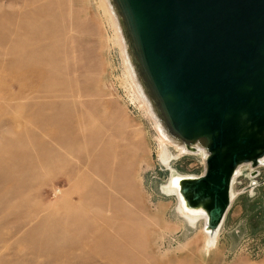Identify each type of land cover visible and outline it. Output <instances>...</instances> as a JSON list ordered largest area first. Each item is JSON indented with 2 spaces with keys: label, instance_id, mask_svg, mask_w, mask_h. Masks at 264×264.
Returning a JSON list of instances; mask_svg holds the SVG:
<instances>
[{
  "label": "rangeland",
  "instance_id": "obj_1",
  "mask_svg": "<svg viewBox=\"0 0 264 264\" xmlns=\"http://www.w3.org/2000/svg\"><path fill=\"white\" fill-rule=\"evenodd\" d=\"M101 1L0 0V264H264V167L243 165L205 251L161 189L171 171ZM171 150L177 174H202Z\"/></svg>",
  "mask_w": 264,
  "mask_h": 264
},
{
  "label": "water",
  "instance_id": "obj_2",
  "mask_svg": "<svg viewBox=\"0 0 264 264\" xmlns=\"http://www.w3.org/2000/svg\"><path fill=\"white\" fill-rule=\"evenodd\" d=\"M135 69L168 134L207 154L182 179L220 228L238 165L264 157V0H112ZM252 175H255L254 173Z\"/></svg>",
  "mask_w": 264,
  "mask_h": 264
},
{
  "label": "bare ground",
  "instance_id": "obj_3",
  "mask_svg": "<svg viewBox=\"0 0 264 264\" xmlns=\"http://www.w3.org/2000/svg\"><path fill=\"white\" fill-rule=\"evenodd\" d=\"M103 1V0H102ZM101 1L102 8L104 10L106 6V12H109V16L111 19V23L115 32L116 41L119 45V51L122 55L123 62H124V69L127 72V76L129 79L130 84L133 86L138 98H140V101L142 102L145 112L150 116V118L153 121V126L156 128L157 132V141L162 145V153H161V160L160 162L165 165L170 171V176L168 180L164 183L162 186L163 193L173 195L177 199V206L175 207L176 213L181 215L183 220L186 224H188L191 227H194L195 224L199 221L202 223V231L204 232V235L206 237V248L205 251H208L211 247L215 245V240L217 237V234L220 231V228L214 232H209L206 227V213L205 210L202 207H194L190 208L188 206L187 201L181 196L179 189H180V181L182 179H193L195 176L190 175H181L177 174L174 170L171 169L170 161L175 158L174 152H172L171 148L175 150V152L178 154L183 153H189V154H197L200 155L202 163L204 164V160L207 157V154H205L204 149L199 143H193L192 145L184 144L181 141L175 140L172 138L166 128L164 127L163 123L161 122L160 118L158 117V114L155 110V107L153 105V102L151 98L147 95L145 88L143 84L141 83V79L139 76V73L137 69H135V64L132 59V55H130V50L128 46V42L126 41L123 26H121V19L119 17L118 12H116V9L112 3V0H104L105 3L103 5ZM258 167H264V157L260 158L257 162ZM243 165H238L237 169L235 171L234 176L231 179V189L229 192L230 201L232 202L235 198V192L233 189V185L235 184V179L244 171ZM244 173V172H243ZM247 178V177H246Z\"/></svg>",
  "mask_w": 264,
  "mask_h": 264
}]
</instances>
